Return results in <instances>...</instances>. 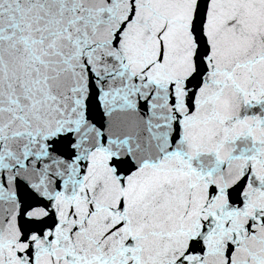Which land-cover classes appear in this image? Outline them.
<instances>
[{
	"label": "snow or ice",
	"instance_id": "snow-or-ice-1",
	"mask_svg": "<svg viewBox=\"0 0 264 264\" xmlns=\"http://www.w3.org/2000/svg\"><path fill=\"white\" fill-rule=\"evenodd\" d=\"M0 264H264V0H0Z\"/></svg>",
	"mask_w": 264,
	"mask_h": 264
}]
</instances>
